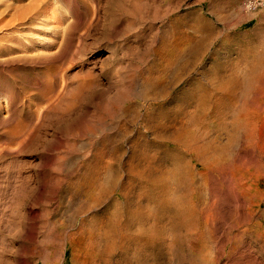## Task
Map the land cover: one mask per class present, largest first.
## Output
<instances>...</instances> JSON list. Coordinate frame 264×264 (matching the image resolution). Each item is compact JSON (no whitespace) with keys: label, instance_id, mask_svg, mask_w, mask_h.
<instances>
[{"label":"rangeland","instance_id":"1","mask_svg":"<svg viewBox=\"0 0 264 264\" xmlns=\"http://www.w3.org/2000/svg\"><path fill=\"white\" fill-rule=\"evenodd\" d=\"M35 1L0 2V264H264V111L245 121L248 126L237 116L245 104L257 101L256 107L264 89V5L246 10L243 0H46L34 14ZM204 31H210L207 38ZM179 100L187 112L175 116ZM193 104L201 112L192 113ZM183 125L194 128L191 145L177 153L166 138ZM221 152V159L213 156ZM143 163L153 164L157 176L162 171L157 182L165 184H139L133 171ZM178 168L191 176L182 178ZM124 190L132 207L123 204ZM136 201L147 231L163 232L137 256L122 239L124 231H140L138 217L128 226Z\"/></svg>","mask_w":264,"mask_h":264},{"label":"bare ground","instance_id":"2","mask_svg":"<svg viewBox=\"0 0 264 264\" xmlns=\"http://www.w3.org/2000/svg\"><path fill=\"white\" fill-rule=\"evenodd\" d=\"M3 1H5V0H3ZM45 1H46V0H36L35 3L32 4V7L30 8V11H33V13L36 14V13L39 11V8L41 7L42 3L45 2ZM0 2H1V0H0ZM9 2H10V0H9ZM50 2H52V0H51ZM4 3H7V2H4ZM10 4H11V3H10ZM51 4H52V3H51ZM53 4H54V3H53ZM4 5H5V4H4ZM4 5H3V6H4ZM5 6H8V4L5 5ZM16 6H17V5H16ZM19 6H21V5L18 4V7H19ZM52 6H53V5H52ZM54 7H55V6H54ZM56 7H57V6H56ZM56 7H55L54 9H56ZM0 8H1V7H0ZM2 8H3V7H2ZM47 8H49V6H47ZM57 8H58V7H57ZM5 9L7 10V8H5ZM52 9H53V8H52ZM54 9H53V10H54ZM2 10H4V8H3ZM2 10H1V12H2ZM4 11H5V10H4ZM30 11H29V12H30ZM44 11H46V10H44ZM48 11H50V8H49ZM56 11H58V10H56ZM60 11H61V10H60ZM62 11H63V10H62ZM22 12H24V11H22ZM53 12H55V11H53ZM44 13H45V12H44ZM57 13H58V12H57ZM57 13H56V14H57ZM65 13H66V11H65ZM68 13H69V12H68ZM70 13H71V12H70ZM45 14H46V13H45ZM50 14H51V13H50ZM58 15H59V14H58ZM58 15H56V16H58ZM60 15H62V14H60ZM60 15H59V16H60ZM44 16H45V15H44ZM47 16H48V15H47ZM59 16H58V17H59ZM51 17H52V16L50 15V18H51ZM63 17H64V15H63ZM11 18H12V17H11ZM48 18H49V17H48ZM52 18H53V17H52ZM60 18H61V16H60ZM60 18H59V19H60ZM65 18H66V17H65ZM65 18H64V19H65ZM41 19H42V17H41ZM55 19H56V18H55ZM55 19H54V20L52 19V20H53V21H56ZM68 19H71V18L68 17ZM44 20H45V19H44ZM44 20H43V21H44ZM65 20H66V19H65ZM71 20H72V19H71ZM67 21H68V20H67ZM58 22H59V21H58ZM68 22H69V21H68ZM70 22H72V21H70ZM44 23H45V21H44ZM48 23H49V21L47 22V26H49ZM61 23H62V24L65 23V24H66V22H61ZM45 24H46V23H45ZM55 24H56V23H55ZM59 24H60V23H59ZM67 24H68V23H67ZM69 24H70V23H69ZM202 25H203V24H202ZM204 25H205V24H204ZM44 26H45V25H44ZM60 26H61V27H64V26H67V25H64V26L60 25ZM69 26H70V25H69ZM50 27H51V26H50ZM58 27H59V26H58ZM8 28H9V27H8ZM203 28H205V27H203ZM58 29H59V28H58ZM63 29H64V28H63ZM207 29H209V28H207ZM207 29H206V30H207ZM51 30H52V29H51ZM55 30H56V29H55ZM202 30H203V29H202ZM206 30H205V31H206ZM60 31H61V30H60ZM63 31H64V30H63ZM74 31H75V30H74ZM205 31L203 32V38H207V37L209 36L208 33H209L210 31H209L208 33L205 32ZM54 32H55V31H54ZM216 32H217V31H216ZM18 33H19V32H18ZM29 33H30V31H29ZM57 33H58V32H57ZM184 33H186V32H184ZM212 33H213V32H212ZM53 35H54V34H53ZM212 35H213V34H212ZM58 36H59V35H58ZM55 37H56V36H55ZM184 37H185V36H184ZM189 37H190V35H189ZM19 38H20V37H19ZM62 38H63V37H62ZM62 38H61V40H63ZM194 38H195V37H194ZM203 38H202V39H203ZM209 38H210V37H209ZM0 40H1V39H0ZM20 40H21V38H20ZM191 40H192V39H191ZM203 40H204V42H205V39H203ZM206 40H207V39H206ZM18 41H19V40H18ZM52 41H53V40H52ZM189 41H190V40H189ZM193 41H194V40H193ZM20 42H21V41H20ZM24 42H25V41L23 40L22 43H24ZM53 42H54V41H53ZM60 42H61V41H60ZM177 42H178V41H177ZM10 43H11V42H10ZM15 43H16V42H15ZM25 43H27V42H25ZM28 43H29V42H28ZM46 43H47V42H46ZM50 43H52V42H50ZM50 43H48V44H50ZM56 43H57V42H56ZM8 44H9V43H8ZM12 44H13V42H12ZM18 44H19V43L17 42V45H18ZM29 44H30V43H29ZM203 44H204V43H203ZM57 45H58V44H57ZM59 45H60V44H59ZM176 45H177V44H176ZM31 46H32V45H31ZM38 46H39V45H38ZM48 46H49V45H48ZM164 46H165V45H164ZM188 46H189V44H188ZM4 47H5V46H4ZM4 47H3V48H4ZM181 47H182V46H181ZM12 48H13V46H12ZM23 48H25V47H23ZM27 48H28V47H27ZM33 48L35 49L34 46H33ZM50 48H51V47H50ZM57 48H58V47H57ZM163 48H164V47H163ZM188 48H189V47H188ZM191 48H192V47H191ZM7 49H8V48H7ZM16 49H17V48H16ZM30 49H31V48H30ZM34 49H33V50H34ZM40 49H41V48H40ZM40 49H38V50H40ZM48 49H49V48H48ZM55 49H56V48H55ZM161 49H162V48H161ZM181 49H182V48H181ZM184 49H185V48H184ZM189 49H190V48H189ZM192 49H193V48H192ZM8 50H9V49H8ZM25 50H26V49H25ZM35 50H37V49H35ZM35 50H34V51H35ZM42 50H44V49H42ZM57 50H58V49H57ZM165 50H166V49H165ZM2 51H3V50H2ZM20 51H21V50H20ZM40 51H41V50H40ZM45 51H46V52L48 51L47 48H46ZM53 51H54V50H53ZM53 51H52V52H53ZM161 51H162V50H161ZM191 51H192V50H191ZM9 52H10V51H9ZM23 52H25V51H23ZM23 52H22V53H23ZM26 52H27V51H26ZM32 52H33V51H32ZM41 52H42V51H41ZM43 52H44V51H43ZM49 52H50V50H49ZM52 52H51V53H52ZM56 52H57V51H56ZM164 52H165V51H164ZM174 52H175V50H174ZM192 52H193V51H192ZM12 53H13V51H12ZM14 53H15V52H14ZM28 53H29V52H28ZM44 53H45V52H44ZM51 53H50V54L48 53V54L51 55ZM171 53H172V52H171ZM178 53H179V52H178ZM183 53H184V51H183ZM8 54H9V53H8ZM33 54H34V53H33ZM46 54H47V53H46ZM53 54H54V53H52V55H53ZM176 54H177V53H176ZM179 54H181V53H179ZM184 54H185V53H184ZM184 54H183V55H184ZM6 55H7V54H6ZM9 55H10V54H9ZM9 55H8V56H9ZM15 55H16V53H15ZM183 55H182V56H183ZM187 55H188V54H187ZM10 56H11V55H10ZM23 56H24V55H23ZM27 56H28V55H27ZM37 56H38V55H37ZM40 56H41V55H40ZM171 56H172V54H171ZM1 57H2V56H1ZM3 57H5V56H3ZM3 57H2V58H3ZM14 57H15V56H14ZM20 57H21V56H20ZM24 57H25V56H24ZM179 57H180V56H179ZM184 57H185V56H184ZM16 58H17V57H16ZM29 58H31V56H30ZM37 58H38V57H37ZM175 58H178V57H175ZM260 58H261V57H260ZM5 59H6V58H5ZM20 59H22V58H20ZM183 59H184V58H183ZM183 59H182V60H183ZM6 60H8V59H6ZM39 60H40V58H39ZM179 60H180V59H178V63H179ZM182 60H181V61H182ZM184 60H185V59H184ZM44 61H45V60H44ZM170 62H171V61H170ZM175 62L177 63V61H175ZM186 62H187V61H185V63H186ZM166 63H167V62H166ZM166 63H165V64H166ZM172 63H173V62H172ZM160 64H161V63H160ZM222 64L224 65L223 62H222ZM222 64H221V67H222ZM163 65H164V64H163ZM168 65H169V64H168ZM180 65H181V64H180ZM198 65H199V64H198ZM216 65H217V64H216ZM225 65H226V63H225ZM225 65H224V66H225ZM169 66H170V65H169ZM162 67H163V66H162ZM162 67H160V69H161ZM172 67H173V66H172ZM180 67H181V66H180ZM184 67H185V66H184ZM205 67H206V66H205ZM205 67H204L203 70H205ZM216 67H217V66H216ZM218 67H219V66H218ZM164 68H165V67H164ZM170 68H171V67H170ZM174 68H175V67H174ZM194 68H195V67H194ZM196 68H197V67H196ZM222 68H223V67H222ZM157 69H158V68H157ZM228 69H229V68H228ZM158 70H159V69H158ZM158 70H157V71H158ZM168 70H169V69H168ZM173 70H175V69H173ZM173 70H172V71H173ZM186 70H188V69H186ZM196 70H197V69H196ZM203 70H202V71H203ZM221 70H222V69H221ZM223 70H225V68H224ZM176 71H177V70H176ZM189 71H190V70H189ZM189 71H188V73H189ZM205 71H206V70H205ZM207 71H208V70H207ZM217 71H218V69H216V72H217ZM219 71H220V70H219ZM219 71H218V72H219ZM162 72H163V71H162ZM184 72H186V71H184ZM198 72H199V71H198ZM216 72H215V75H216ZM220 72H221V71H220ZM220 72H219V73H220ZM230 72H231V71H230ZM149 73H150V72H149ZM168 73H169V72H168ZM192 73H193V72H192ZM219 73H218V74H219ZM221 73H222V72H221ZM224 73H226V71H225ZM227 73H228V71H227ZM159 74H160V73H159ZM164 74H166V73H164ZM183 74H184V73H183ZM185 74H186V73H185ZM190 74H191V73H190ZM202 74H203V73H202ZM204 74H206V73L204 72ZM207 74H208V73H207ZM210 74H211V72H210ZM218 74H217V75H218ZM157 75H158V74H157ZM213 75H214V74H213ZM213 75H212V78L215 77V75H214V76H213ZM147 76H148V74H147ZM158 76H159V75H158ZM181 76H182V77H179V76L177 77V80L175 81V85L178 84V83L183 79V76H184V75L181 74ZM199 76H200V75H199ZM230 76H231V75H230ZM230 76H229L227 79H225V81H228V82L231 81L232 78H231ZM154 77H155V76H154ZM185 77H186V75H185ZM190 77H191V76H190ZM195 77H196V76H195ZM220 77H221V75H220ZM226 77H227V76H226ZM147 78H149V76H148ZM204 78H205V76H204ZM209 78H210V77H209ZM215 78H216V79H215V81H216V80H217V77H215ZM218 78H219V77H218ZM221 78H222V77H221ZM224 78H225V77H224ZM144 79H145V78H144ZM151 79H153V75H152ZM161 79H162V78H161ZM164 79H165V78H164ZM193 79H194V76H193ZM196 79H197V77H196ZM196 79H195V81H196ZM202 79H203V78H202ZM206 79H207V78H206ZM148 80H149V79H148ZM204 80H205V79H204ZM211 80H212V79H211ZM213 80H214V79H213ZM142 81H143V80H142ZM145 81H146V82H144V83H147V79H145ZM150 81H151V80H150ZM152 81H153V80H152ZM152 81H151V83H155V82H152ZM164 81H165V80H164ZM193 81H194V80H193ZM195 81H194V82H195ZM200 81H201V79H200ZM220 81H221V80H220ZM222 81H224V79H223ZM86 82H87V81H86ZM157 82H158V81H157ZM196 82H198V80H197ZM204 82H206V81H204ZM207 82H208V81H207ZM212 82H213V81H212ZM212 82H211V83H212ZM216 82H217V81H216ZM218 82H219V81H218ZM233 82H234V81H233ZM148 83H149V81H148ZM198 83H199V82H198ZM214 83H215V82H214ZM219 83H220V82H219ZM88 84H89V83H88ZM149 84H150V83H149ZM207 84H208V83H207ZM220 84H221V83H220ZM236 84H237V81H236ZM158 85H159V84H158ZM189 85H190V84H189ZM194 85H196V84H194ZM197 85H198V84H197ZM197 85H196V86H197ZM199 85H200V84H199ZM199 85H198V88H199ZM211 85H212V84H211ZM216 85H217V83H216ZM233 85H235V84H233ZM81 86H82V85H81ZM187 86H188V85H187ZM202 86H203V85H202ZM204 86H205V85H204ZM206 86H207V85H206ZM213 86H214V85H212V87H213ZM45 87H46V86H45ZM153 87H154V86H153ZM229 87H230V86H229ZM166 88H167V87H166ZM170 88H172V87H170ZM198 88H196V90H197ZM201 88H203V87L200 86V90H201ZM204 88H205V87H204ZM204 88H203V89H204ZM206 88H207V87H206ZM213 88H215V87H213ZM213 88H211V89H213ZM216 88H217V87H216ZM221 88H222V87H221ZM263 88H264V87H263ZM167 89H168V88H167ZM167 89L165 90V92L167 91ZM208 89H209V88H208ZM224 89H225V88H224ZM235 89H236V88H235ZM156 90H157V89H156ZM186 90H187V89H186ZM189 90H190V89H189ZM198 90H199V89H198ZM209 90H210V89H209ZM229 90H230V88H229ZM229 90H228V91H229ZM158 91H159V89H158ZM158 91H157V92H158ZM183 91H184V90H183ZM191 91H192V90H191ZM193 91H194V89H193ZM202 91H203V90H202ZM214 91H215V90H214ZM233 91H234V90H233ZM167 92H168V91H167ZM167 92H166V94H167ZM205 92H206V90L203 91V94H202V92L200 91V95L202 94L201 96H202L203 98H205L204 101L207 99V95H205L206 97L203 96V95L205 94ZM211 92H212V91H211ZM216 92H217V91H216ZM161 94L163 95V92H161ZM185 94H186V92H185ZM187 94H188V92H187ZM192 94H193V92H192ZM231 94L234 95V92H231ZM156 95H157V94H155V96H156ZM158 95H159V94H158ZM188 95H189V94H188ZM196 95H197V94H196ZM196 95H195V97L191 96V98H192V99H194V98L196 99ZM218 95H219V92H218ZM226 95H228V94H226ZM229 95H230V92H229ZM163 96H164V95H163ZM168 96H169V95H167V97H168ZM198 96H199V94H198ZM201 96H200V97H201ZM209 96H210V95L208 94V97H209ZM165 97H166V96H165ZM165 97H164V98H165ZM202 97H201V99H202ZM216 97H217V96H216ZM220 97H221V96H220ZM232 97H233V96H232ZM162 98H163V97H162ZM181 98H182V97H181ZM187 98H188V97H187ZM191 98H189V99H191ZM156 99H157V98H156ZM179 99H180V98H179ZM183 99H184V98H183ZM183 99H182V100H183ZM189 99H187V100H189ZM192 99H191V101H192ZM195 99L193 100L194 102H195ZM199 99H200V98H199ZM201 99H200V101L198 100V103L200 102V103H199L200 106H201V104H204V103H202L203 101H201ZM208 99H210V98H208ZM208 99L206 100L207 103H208ZM223 99H224V98H223ZM256 99H257V98H256ZM256 99H255V100H256ZM187 100H186V101H187ZM202 100H203V99H202ZM215 100H216V99H215ZM221 100H222V99H221ZM221 100H220V101H221ZM227 100H228V99H227ZM231 100H232V99H231ZM174 101H175V100H174ZM174 101H173V102H174ZM176 101H177V100H176ZM176 101H175V102H176ZM179 101H180V100H179ZM209 101H210V100H209ZM58 102H59V101H58ZM175 102H174V103H175ZM196 102H197V101H196ZM196 102H195V103H196ZM211 102H212V101H210V103H211ZM217 102H218V101H217ZM224 102H225V103H228V102H226V100H225ZM255 102H257V101H254V103H252V104H245V106L243 107V110H241L242 112L240 111V112H241L240 115H237V114H236L237 116H240V117H239V121H240V119H241V122H242V120H244V121H243V122H244L243 124H245V126H248V125H246L245 121H247V123H248V121H250V119H252V117L255 116L256 113H259L260 115L263 113L264 108H261V104H262V102H264V89L262 90V96L259 98L258 105H257L256 107H255V105H256L257 103L255 104ZM190 103H191V102H190ZM190 103H189V104H190ZM207 103H206V104H207ZM230 103H231V102H230ZM232 103H233V102H232ZM172 104H173V103H172ZM177 104H178V105H177L176 108H175V113H176L175 116H177L178 114L181 115V113L183 112V110L186 109V108H185V107H186V106H185L186 102H184V101H180V102H178ZM216 104H217V103H216ZM221 104H222V101H221ZM163 105H165V104H163ZM163 105H162V106H163ZM207 105H208V104H207ZM224 105H225V104H224ZM262 105H263V104H262ZM184 106H185V107H184ZM193 106H194V107H193ZM193 106H191V107L195 108L196 105L193 104ZM198 106H199V105H198ZM200 106H199V107H200ZM211 106L213 107L212 104H211ZM222 106H223V105H222ZM228 106H229V105H228ZM191 107H190V108H191ZM203 107H204V106H203ZM217 107H218V106H217ZM224 107H225V106H224ZM224 107H223V108H224ZM226 107H227V105H226ZM162 108H163V107H162ZM172 108H173V106H172ZM184 108H185V109H184ZM187 108H189V106H188ZM190 108H189V110H190ZM208 108H211V107H208ZM220 108H221V107H220ZM220 108H219V109H220ZM258 108H259V109H258ZM40 109H41V108H40ZM160 109H161V108H160ZM167 109H168V108H167ZM170 109H171V108H170ZM201 109H202V108L200 107V110H201ZM205 109H206V107H205ZM219 109H217V110L219 111ZM229 109H230V107H229ZM261 109H262V110H261ZM186 110H187V109H186ZM186 110L184 111L185 113L187 112ZM191 110H192V113H193L194 110H197V106H196V109H191ZM198 110H199V109H198ZM198 110H197V111H198ZM200 110H199L198 112H201ZM203 110H204V108H203ZM211 110H213V109H211ZM222 110H224V109H222ZM222 110H221V111H222ZM225 110H226V108H225ZM160 111H161V110H160ZM204 111H205V110H204ZM209 111H210V109H209ZM226 111H227V110H226ZM226 111H225V112H226ZM261 112H262V113H261ZM170 113H171V111H170ZM173 113H174V112H173ZM196 113H197V112H196ZM222 113H223V112H222ZM229 113H230V111H229ZM161 114H162V112H161ZM188 114H189V113H188ZM190 114H191V113H190ZM204 114H205V113H204ZM233 114H235V113L233 112ZM164 115H165V113H164ZM196 115H197V114H196ZM200 115H201V113H200ZM207 115H208V114H207ZM218 115H219V114H218ZM226 115H227V114H226ZM226 115H225V116H226ZM229 115H230V114H229ZM236 115H234V116H236ZM198 116H199V115H198ZM202 116H203V115H202ZM220 116H221V115H220ZM223 116H224V115H223ZM237 116H236V117H237ZM168 117H169V116H168ZM170 117H171V116H170ZM194 117H195V116H194ZM205 117H206V116H205ZM205 117H204V118H205ZM207 117H208V116H207ZM207 117H206V119H207ZM210 117H211V116H210ZM210 117H208V119H209ZM215 117H216V116H214L213 118H215ZM218 117H219V116H218ZM218 117H217V118H218ZM226 117H227V116H226ZM230 117H232V116H230ZM262 117H263V116H262ZM161 118H162V116H161ZM173 118H174V117H173ZM178 118H179V117H178ZM185 118H186V117H185ZM188 118H189V117H188ZM195 118H196V117H195ZM233 118H235V117H232L231 120H234V121H235V119H233ZM253 118H254V117H253ZM164 119H165V118L163 117V120H164ZM175 119H177V118H175ZM196 119H198V117H197ZM215 119H216V118H215ZM221 119H223V117H222ZM224 119H225V118H224ZM256 119H257V118H256ZM263 119H264V118H263ZM167 120H168V119H166V121H167ZM170 120H171V118H170ZM177 120H178V119H177ZM213 120H214V119H213ZM216 120H218V119H216ZM225 120H227V119H225ZM236 120H237V119H236ZM164 121H165V120H164ZM195 121H196V120H195ZM207 121H208V120H207ZM209 121H210V119H209ZM221 121H222V120H221ZM256 121H257V120H256ZM258 121H259V120H258ZM174 122H175V121H174ZM178 122H179V120H178ZM201 122H202V121H201ZM201 122H200V123H201ZM203 122H205V120H204ZM222 122H223V121H222ZM232 122H233V121H230V124H232ZM235 122H236V121H235ZM260 122H261V121H260ZM262 122H264V121H262ZM161 123H162V122H161ZM167 123H168V122H167ZM172 123H173V121H172ZM181 123H182V122H181ZM181 123H180V124H181ZM197 123H199V122H197ZM237 123H238V122H237ZM163 124H164V123H162V125H163ZM175 124H176V123H175ZM177 124H178V123H177ZM220 124H221V123H220ZM227 124H228V123H227ZM235 124H236V123H235ZM238 124H239V123H238ZM238 124H236L235 126H237ZM240 124H242V123H240ZM240 124H239V126H241ZM248 124H250V123H248ZM251 124H252V123H251ZM263 124H264V123H263ZM178 125H179V124H178ZM190 125H191V124H190ZM206 125H207V124H206ZM213 125H214V124H213ZM233 125H234V123H233ZM165 126H167V125H165ZM169 126H170V125H169ZM202 126H203V125H202ZM223 126L226 127L225 125H223ZM243 126H244V125H243ZM160 127H161V126H160ZM163 127H164V126H163ZM203 127H205V126H203ZM210 127H211V126H210ZM216 127H217V126H215V128H216ZM221 127H222V126H221ZM230 127H231V126H230ZM241 127H242V126H241ZM259 127H260V126H259ZM262 127H263V126H262ZM262 127H261V129H262ZM169 128H170V127H169ZM172 128H173V127H172ZM199 128H200V127H199ZM208 128H209V127H208ZM217 128H218V127H217ZM249 128H250V127H249ZM161 129H162V128H161ZM193 129H194V128H192L191 126H184V125L181 126V127H178V128L176 129V131L174 130V131H175L174 133H173V131H172L173 136H170V137H167V138H166V142H167V144H168V145H172V146H171L172 150L176 151L177 153H180V152H182V151L188 149V148L190 147V145H191V144H188V138L191 137V135L189 136V134L193 132ZM218 129H221V128H218ZM224 129H225V128H224ZM236 129H238V128H236ZM243 129H245V128H243ZM261 129H260V130H261ZM211 130H212V129H211ZM214 130L217 131L216 129H214ZM214 130H213V132H214ZM231 130H232V128H231ZM256 130H258V129H256ZM166 131L168 132L169 130H166ZM166 131H164V132L166 133ZM207 131H208V130H207ZM219 131H221V130H219ZM235 131H236V130H235ZM241 131H242V130H241ZM203 132H204V131H203ZM229 132H230V131H229ZM238 132H239V131H238ZM243 132L245 133V131H243ZM243 132H241V133H243ZM250 132L252 133L253 131L251 130ZM259 132H260V131H259ZM262 132H263V129H262ZM20 133H21V131H20ZM161 133H162V132H161ZM170 133H171V131H170ZM196 133H197V132H196ZM210 133H211V131H210ZM217 133H218V132H217ZM220 133H221V132H219L218 135H219ZM247 133H248V132H247ZM255 133H256V132H255ZM257 133H258V132H257ZM263 133H264V132H263ZM166 134H167V133H166ZM166 134L163 133V135H166ZM214 134H215V132H214ZM214 134H213V135H214ZM260 134H262V133H260ZM18 135H19V134H18ZM163 135H162V136H163ZM168 135H169V134H168ZM195 135H196V134H195ZM209 135H211V134H209ZM213 135H212V136H213ZM220 135H221V134H220ZM247 135L249 136L250 134H246V136H247ZM13 136H14V135H13ZM193 136H194V135H193ZM193 136H192V137H193ZM244 136H245V135H244ZM159 137H160V136H159ZM208 137H209V136H208ZM220 137H221V136H220ZM251 137H252V136H251ZM202 138H203V137H202ZM206 138H207V137H206ZM209 138H210V137H209ZM211 138H212V137H211ZM214 138H215V137H213L212 139H214ZM216 138H217V137H216ZM228 138H229V136H228ZM238 138H239V137H238ZM255 138H256V135H255ZM190 139H191V138H190ZM192 139H193V138H192ZM220 139H221V138H220ZM246 139H247V137H246ZM210 140H211V139H210ZM227 140H228V139H227ZM229 140H230V139H229ZM253 140H255V139H253ZM207 141H209V140H207ZM232 141H233V140H232ZM250 141H251V140H249L248 142H250ZM256 141H257V142H260V141H258V139H257ZM203 142H204V141H203ZM214 142H215V141H213V143H214ZM216 142H218V141H216ZM216 142H215V143H216ZM223 142L225 143V141H223ZM228 142H229V141H228ZM246 142H247V140H246ZM257 142H253V143L256 144ZM161 143H162V142H161ZM193 143H194V142H193ZM207 143H208V142H207ZM215 143H214V144H215ZM219 143H221L220 140H219ZM199 144H200V143H199ZM217 144H218V143H217ZM217 144H216V146H217ZM226 144H227V143H226ZM260 144H261V142H260ZM168 145H167V146H168ZM208 145H209V144H208ZM224 145H225V144H223V146H224ZM244 145H245V144H244ZM253 145H254V144H253ZM167 146H166V147L164 146V147L166 148V151L169 152V151L167 150V149H168ZM209 146H210V145H209ZM209 146H208V147H209ZM216 146H215V149H216V148L218 149V146H217V147H216ZM219 146H220V145H219ZM223 146H222V147H223ZM226 146H227V145H226ZM228 146H229V145H228ZM228 146H227V148H228ZM164 147H163V148H164ZM220 147H221V146H220ZM222 147H221V148H222ZM163 148H162V149H163ZM171 148H170V149H171ZM200 148H201V146H200ZM202 148H205V147H202ZM212 148H213V146H212ZM212 148H211V149H212ZM224 148H225V147H224ZM252 148H253V147H252ZM170 149H169V150H170ZM195 149H196V148H195ZM206 149H207V148H206ZM206 149H205V150H206ZM217 149H216V150H217ZM219 149H220V148H219ZM222 149H223V148H222ZM254 149H255V148H254ZM202 150H203V149H202ZM202 150H201V151H202ZM145 151L147 152V150H145ZM170 151H171V150H170ZM201 151H200L199 154H201ZM213 151H214V150H213ZM142 152H143V151H142ZM176 152H174L173 154H175ZM188 152H189V150H188ZM190 152H191V151H190ZM196 152L198 153L199 151L196 150ZM196 152H195V153H196ZM210 152H211V151H210ZM219 152H220V151H219ZM242 152H243V151H242ZM262 152H263V151H262ZM147 153L149 154V152H147ZM171 153H172V152H171ZM183 153H184V152H183ZM183 153H182V154H183ZM202 153H204V152H202ZM205 153H206V152H205ZM221 153H222V152H221ZM143 154H144V153H143ZM167 154H168V153H167ZM187 154H188V153H187ZM189 154H190V153H189ZM216 154H219V155H220L219 158L221 159V155H223V153H222V154H220V153H215L213 156L215 157ZM244 154H245V153H244ZM263 154H264V153H263ZM263 154H262V155H263ZM152 155H154L153 152H152ZM152 155H151V158H152ZM155 155H156V154H155ZM171 155H172V154H171ZM171 155L169 154V157H170ZM180 155H181V154H180ZM183 155H185V154H183ZM192 155H193V154H192ZM197 155H198V154H197ZM201 155H202V154H201ZM204 155H205V154H204ZM257 155H259V154H257ZM135 156H136V153H135ZM135 156H134V158H135ZM173 156H174V155H173ZM188 156H189V155H188ZM209 156H210V155H209ZM143 157H144V156H143ZM145 157H147V155H146ZM148 157H150V155H148ZM174 157H175V156H174ZM177 157H178V158H181V156H179V155H178ZM183 157H184V156H183ZM183 157H182V158H183ZM198 157H199V156H198ZM198 157H195V160H196V158H198ZM201 157H202V156H201ZM214 157H211V158H214ZM216 157H218V155H217ZM110 158H111V157H110ZM134 158H133V159H134ZM151 158H150V159H151ZM154 158H155V157H154ZM172 158H173V157H172ZM188 158H189V157H188ZM222 158H223V157H222ZM139 159H140V158H139ZM148 159H149V158H148ZM175 159L177 160V158H175ZM186 159H187V157H186ZM201 159H202V158H201ZM201 159H200V160H201ZM205 159H207V157H206ZM230 159H231V158H230ZM112 160H113V159H112ZM142 160H143V158H142ZM172 160H173V159H172ZM179 160H180V159H179ZM181 160H183V159H181ZM184 160H185V159H184ZM200 160H199L198 162L201 163ZM209 160H210V158H209ZM212 160H213V159H212ZM214 160H215V158H214ZM224 160H225V159H224ZM256 160H257V159H256ZM260 160H261V159H260ZM260 160H259V162H260ZM262 160H263V159H262ZM108 161H111V159L108 160ZM132 161H133V160H132ZM137 161H138V159H137ZM143 161H144V160H143ZM148 161H149V160H148ZM174 161H175V160H174ZM174 161H172V162H174ZM177 161H178V160H177ZM204 161H205V160H204ZM242 161H243V160H242ZM139 162H140V161H138V163H139ZM145 162H146V161H145ZM183 162L185 163L186 161H182V164H183ZM188 162H189V161H188ZM196 162H197V161H196ZM206 162H207V161H206ZM208 162H209V161H208ZM208 162H207V163H208ZM220 162H221V161H220ZM262 162H264V161H262ZM130 163H131V160H130ZM132 163H133V162H132ZM135 163H137V162H135ZM156 163H157V162H156ZM179 163H180V162H179ZM190 163H191V162H190ZM202 163H203V162H202ZM204 163H205V162H204ZM212 163H214V161H212ZM255 163H256V162H255ZM255 163H254V164H255ZM260 163H261V162H260ZM139 164H140V163H139ZM170 164H171V163H170ZM170 164H169V165H170ZM180 164H181V163H180ZM185 164H186V163H185ZM185 164H183V165H185ZM252 164H253V163H252ZM254 164H253V166H255ZM257 164H259V163H257ZM262 164H263V163H261V165H262ZM137 165H138V164H137ZM141 165H142V163H141ZM143 165H144V163H143ZM152 165H153V164H152ZM152 165H151V163H150V164H148V165H144V167H142V168L137 169V171H136V170L133 171V173H136L137 176H139V177L141 178V182H140V180H139V184H140V183H143V182L145 181L146 183H151V184H153V185L156 184V183H157L158 185H160L157 181H161V177H159V176L162 175V171H161V174H160V172H159L160 175L157 176L158 174L156 175L157 172H155V167L152 166ZM162 165H163V164H162ZM259 165H260V164H259ZM129 166H130V165H129ZM133 166H134V165H133ZM135 166H136V165H135ZM135 166H134V167H135ZM179 166H180V165H179ZM185 166H186V165H185ZM187 166H188V165H187ZM190 166H191V165H190ZM192 166H193V165H192ZM192 166H191V167H192ZM203 166H204V165H203ZM206 166H208V165H206ZM206 166H205V167H206ZM156 167H157V166H156ZM166 167H167V166H166ZM176 167H178V166L176 165ZM176 167H175V168H176ZM256 167H257V165H256ZM261 167H262V166H261ZM135 168H136V167H135ZM157 168H158V167H157ZM162 168H164V169H162ZM168 168H169V167H168ZM171 168H172V167H171ZM179 168H180V167H179ZM179 168H178V170H179ZM182 168H184V167H182ZM182 168H181V169H182ZM187 168H188V167H187ZM257 168H258V167H257ZM259 168H260V167H259ZM111 169H112V168H111ZM158 169H159V168H158ZM161 169H162V170H165V165H164V167L161 166ZM206 169H207V168H206ZM167 170H168V169H167ZM169 170H170V169H169ZM182 170H183V169H182ZM182 170H181V171H182ZM186 170H187V169H186ZM189 170H191V169L189 168ZM258 170H260V169H258ZM110 171H111V170H110ZM113 171H114V170H113ZM113 171H112V172H113ZM157 171H158V170H157ZM159 171H160V169H159ZM173 171H175V169H174ZM179 171H180V170H179ZM181 171H180V172H181ZM184 171H185V170H184ZM187 171H188V170H187ZM166 172H167V171H166ZM180 172H178V173H180ZM185 172H186V171H185ZM198 172H199V171H198ZM175 173H177V172L175 171ZM181 173H182V172H181ZM187 173H188V174H187ZM187 173H184V174L182 173V174H183V177H182V178H185V175L187 176V175L191 174L190 171L187 172ZM202 173H204V172H202ZM136 174H135V175H136ZM167 174H168V173H167ZM167 174H165V175H167ZM195 174H196V173H195ZM199 174H201V173H199ZM131 175H132V174H130V176H131ZM165 175L163 176V178L165 177ZM170 175H171V174H170ZM172 175H173V173H172ZM174 175H175V174H174ZM178 175H179V174H178ZM201 175H202V174H201ZM225 175H228V174H225ZM189 176H191V175H189ZM166 177H168V176H166ZM172 177H173V176H172ZM174 177H175V176H174ZM223 177H224V176H223ZM131 178H133V177H131ZM135 178H136V176H135ZM178 178H179V177H178ZM186 178H190V177H186ZM133 179H134V178H133ZM138 179H139V178H138ZM129 180H130V179H129ZM142 180H144V181L142 182ZM131 181H132V179H131ZM164 181H165V179H163V181H162L163 183H162L161 185H164V184H165ZM166 181H167V180H166ZM170 181H171V180H170ZM175 181H176V180H175ZM181 181H182V180H181ZM187 181H189V180H187ZM128 182H129V181H128ZM133 182H135V181H133ZM172 182H173V181H172ZM179 182H180V181H179ZM182 182H184V181H182ZM185 182H186V181H185ZM189 182L191 183V179H190ZM189 182H188V183L186 182L187 185L189 184ZM130 183H131V182H130ZM135 183H136V182H135ZM167 183H169V181H168ZM175 183H178V182H175ZM186 183H184L183 185H185ZM127 184H128V183H127ZM133 184H134V183H133ZM143 184H144V183H143ZM180 184H181V183H180ZM180 184H179V186H180ZM131 185H132V183H131ZM136 185H137V184H136ZM144 185H145V184H144ZM161 185H160V186H161ZM169 185H170V184H169ZM169 185H167V186H169ZM177 185H178V184H177ZM177 185H175V188H176V187H177V188L179 187V186H177ZM192 185H193V183H192ZM192 185H191V186H192ZM194 185H195V184H194ZM138 186H139V185H138ZM138 186H137V187H138ZM145 186H146V185H145ZM156 186H157V185H156ZM160 186H159V187H160ZM165 186H166V185H165ZM188 186H190V185H188ZM191 186H190V187H191ZM230 186H231V185H230ZM131 187H132V186H131ZM153 187H154V186H153ZM171 187H172V186L170 185V190H171ZM180 187H182V186H180ZM180 187H179V188H180ZM140 188H141V187H140ZM166 188H167V187H166ZM166 188H165V189H166ZM168 188H169V187H168ZM168 188H167V189H168ZM172 188H173V187H172ZM182 188H184V189L186 190V189L189 188V187L185 188V186H184V187H182ZM131 189H132V188H131ZM157 189H158V188H157ZM159 189H160V188H159ZM165 189H164V190H163V189H160V190H163V191H161V192H164ZM190 189H191V188H189V191H190ZM126 190H127V189H126ZM128 190H129V189H128ZM170 190H168V191L170 192ZM191 190H192V189H191ZM141 191H142V190H141ZM143 191H144V190H143ZM145 191H146V190H145ZM147 191H148V189H147ZM158 191H159V190H158ZM177 191H178V190H177ZM182 191L184 192L183 189H182ZM187 191H188V190H187ZM166 192H167V191H166ZM173 192H174V190H173ZM139 193H141V192H139ZM157 193H158V192H156V194H157ZM167 193H168V192H167ZM167 193H166V194H167ZM185 193H186V192H185ZM158 194H159V193H158ZM161 194H163V193H161ZM170 194H171V192H170ZM173 194H174V193H173ZM179 194H180V193H179ZM188 194H189V193H188ZM151 195H153V193H152ZM176 195H177V193H176ZM180 195H181V194H180ZM182 195H183V193H182ZM189 195H190V194H189ZM155 196H156V195H155ZM155 196H153V197H155ZM191 196H192V195H191ZM214 196H216V195H214ZM239 196H240V195H239ZM163 197H164V199H166L165 194L163 195ZM177 197H179V196L177 195L175 199L178 200L179 198H177ZM181 197H182V196H181ZM181 197H180V198H181ZM186 197H187V196H186ZM235 197H236V196H235ZM157 198H158V197H157ZM161 198H162V197H161ZM183 198L185 199V194H184V197H183ZM191 198H192V197H191ZM191 198H189V201H190ZM141 199L143 200V198H141ZM141 199H140V200H141ZM155 199H156V197H155ZM162 199H163V198H162ZM181 199H182V198H181ZM181 199H179V201H180ZM184 199H183V200H184ZM187 199H188V198H187ZM122 200H123V204H126V203H127V204L129 205V207H132L131 203H130V202L128 201V199H127V193H126L125 190H124V193H123V199H122ZM140 200H139V201H140ZM157 200H158V199H157ZM159 200H160V199H159ZM167 200H168V199H167ZM167 200H166V201H167ZM152 201H154V200L152 199ZM155 201H156V200H155ZM166 201H163V202L166 203ZM170 201H171V200H170ZM185 201H187V200L185 199ZM185 201H184V202H185ZM189 201H188V202H189ZM115 202H117V201H115ZM118 202H120V201H118ZM136 202H137V201H136ZM140 202H141V201H140ZM140 202H137V203H136V205H137L136 208L131 209V210H128V213H129V215L131 216V217L129 216V217H130V219H129L130 222H129L128 226L131 227L132 223H134L133 220L136 219V218L138 217L139 219L137 220V223H138V224H137V228H138V230H140V231H124L125 233L123 232V235H122V239H124L125 244H127V245L130 246V247H131V246H134V247H133V250H135V252H134L135 255H136V254L138 255V253H139L138 249L145 248V247H143V246H145V245H151L153 242H155L156 239H159V238H161V237L163 236V235H162V233H163L162 231H147L148 226H147V228L145 227V224H146V222H145V217H146V216H144L143 213H142V212H144V211L142 210V209H143V208H142L143 205H142ZM163 202H161V203L163 204ZM184 202H183V203H184ZM188 202H187V203H188ZM191 202H192V200H191ZM191 202H189V204H192V203H193V202H192V203H191ZM157 203H158V202H157ZM168 203H169V201H168ZM170 203H171V202H170ZM183 203H182V204H183ZM154 204H156V202H155ZM159 204H160V203H159ZM159 204H158V205H159ZM162 204H161V205H162ZM173 204H174V203H173ZM189 204H188V206H189ZM114 205H116V203H115ZM117 205H119V203H118ZM156 205H157V204H156ZM161 205H159V207H160ZM162 206H164V204H163ZM165 206H166V204H165ZM165 206H164V207H165ZM185 206H186V205H185ZM169 207H170V206H169ZM182 207H183V206H182ZM191 207L194 208L193 206H191ZM188 208H189V207H188ZM192 208H191V209H192ZM148 209H149V208H148ZM155 209H157V208H155ZM161 209L163 210V208H161ZM161 209H160V210H161ZM182 209H183V208H181V210H182ZM185 210H186V212H187V207H186ZM185 210H183V211L185 212ZM192 210H193V209H192ZM151 211H153V210H151ZM155 211L158 212V210H154V212H155ZM154 212H152V214H153ZM188 212H189V211H188ZM188 212H187V213H188ZM193 212H194V210H193ZM193 212L190 211V214L193 213ZM144 213H145V212H144ZM181 213H183V212H181ZM178 214H179V213H178ZM146 215H148V211H147ZM179 215H180V214H179ZM181 215H183V214H181ZM187 215H188V214H186V216H185V215H184V216H185V217H188ZM154 216H155V213H154ZM184 216H183V217H184ZM192 216H193V215H192ZM161 217H162V216H161ZM166 217H167V216H166ZM180 217H182V216H180ZM193 217H194V216H193ZM193 217H192V218H193ZM153 218L156 219L157 217H153ZM188 218H189V217H188ZM190 218H191V216H190ZM148 219H149V217H148ZM182 219L185 220L184 218H181V220H182ZM151 220H154V219H151ZM156 220H157V219H156ZM156 220H155V223H157ZM186 220H187V219H186ZM188 220L190 221V219H188ZM148 221H149V220H148ZM189 221H187V223H188ZM150 222H151V221H150ZM150 222H149V223H150ZM181 222H183V221H181ZM152 223H153V222H151L150 224H152ZM113 224H114V223H113ZM184 224H185V223H184ZM153 225H154V224H153ZM156 225H157V224L154 225L155 228H156ZM185 225H186V224H185ZM150 227H153V226L151 225ZM149 229H150V228H149ZM151 230H152V229H151ZM172 232H173V231H171L170 235H172ZM112 233H113V232H112ZM116 233H117V231H116ZM166 234H168V231H167ZM166 234H165V235H166ZM105 236H106V235H105ZM105 236H104V237H105ZM119 237H120V239H121V236H117V238H119ZM166 238H167V236H166ZM166 238H165V240H166ZM162 239H163V237H162ZM162 239H161V240H162ZM169 239H170V238H169ZM169 239H168V240H169ZM188 239H189V238H188ZM112 240H113V239H112ZM161 240H160V241H161ZM171 240H172V238H171ZM113 241H114V240H113ZM113 241H112V244H115V241H114V242H113ZM117 241H118V240H117ZM122 241H123V240H122ZM178 241H179V240H178ZM118 242H119V241H118ZM124 242H123V244H124ZM162 242H163V241H162ZM164 242H165V241H164ZM170 242H172V241H170ZM188 242H189V241H188ZM188 242H187V243H188ZM121 243H122V242H121ZM121 243H120V244H121ZM156 243H157V242H156ZM167 243H168V242H167ZM167 243H166V245H167ZM190 243H191V242H189L188 244H190ZM112 244H111V247H112ZM123 244H121V245H123ZM125 244H124V245H125ZM158 244H159V243H158ZM158 244H157V246H158ZM160 244H162V243H160ZM173 244H174V243H173ZM97 245H98V244H97ZM127 245H126V246H127ZM162 245H163V244H162ZM162 245L160 246L159 249H161ZM166 245H164V247H165ZM101 246H102V245H101ZM154 246H155V243H154ZM176 246H177V245H176ZM114 247H115V246H114ZM174 247H175V246H174ZM189 247H190V246H189ZM100 248H101V247H100ZM122 248H125V247L123 246ZM128 248H129V247H128ZM131 248H132V247H131ZM131 248H130V249H131ZM134 248H135V249H134ZM146 248H147V247H146ZM148 248H149V247H148ZM151 248H152V247H151ZM191 248H193V247H191ZM112 249H113V248H112ZM156 249H157V248H156ZM156 249H155V250H156ZM159 249H158V250H159ZM162 249H163V251H164V248H163V247H162ZM166 249H167V248H166ZM193 249H194V248H193ZM127 250H128V249H127ZM142 250H143V249H142ZM146 250H147V249H146ZM146 250H145V251H146ZM151 250H152V249H151ZM176 250H177V249H176ZM176 250H175V251H176ZM199 250H201V249L198 248V251H199ZM202 250H203V249H202ZM123 251H125V250H123ZM128 251H129V250H128ZM140 251H141V250H140ZM145 251H144V252H145ZM154 252H155V251H154ZM173 252H174V251H173ZM125 253H126V252H125ZM125 253H124V254H125ZM128 253H129V252H128ZM128 253H126L125 255H123V256L126 257V259H127L128 255H130V257H132V256H131V253H130V254H128ZM146 253H148V252H146ZM150 253H151V251H150ZM152 253H153V252H152ZM162 253H163V252H162ZM178 253H179V252H178ZM189 253H190V252H189ZM203 253H204V252H202V254H203ZM127 254H128V255H127ZM139 254H141V253H139ZM153 254H154V253H153ZM196 254H197V253H196ZM126 255H127V256H126ZM137 255H136V256H137ZM151 255H152V254H151ZM155 255H156V253H155ZM173 255H174V254H173ZM191 255H192V254H191ZM203 255H204V254H203ZM139 256H140V255H139ZM174 256H175V255H174ZM130 257H129L128 259H130ZM142 257H144V256L142 255ZM145 257H146V256H145ZM147 257H148V256H147ZM149 257H151V256H149ZM134 258H135V257H134ZM201 258H202V257H201ZM123 259H125V258H123ZM136 259H137V257H136ZM141 259H142V258H141ZM144 259H145V258H144ZM152 259H153V256H152ZM157 259H159V258L157 257ZM207 259H208V258H207ZM142 260H143V259H142ZM196 260H197V259H196ZM128 261H129V260H128ZM128 261H127V262H128ZM130 261H131V260H130ZM133 261H134V260H133ZM137 261H139V260H137ZM143 261H144V260H143ZM143 261H140V262H143ZM145 261H146V260H145ZM148 261H149V258H148ZM151 261H152V260H151ZM151 261H150V263H151ZM155 261H157L156 258H155ZM135 263H136V262H135ZM135 263H134V264H135ZM146 263H149V262H146ZM156 263H157V262H156ZM171 263H172V262H171ZM190 263H191V262H190ZM193 263H194V262H193ZM204 263H205V262H204ZM127 264H132V263H127ZM137 264H138V263H137ZM142 264H143V263H142ZM152 264H153V261H152ZM208 264H209V263H208Z\"/></svg>","mask_w":264,"mask_h":264},{"label":"built area","instance_id":"3","mask_svg":"<svg viewBox=\"0 0 264 264\" xmlns=\"http://www.w3.org/2000/svg\"><path fill=\"white\" fill-rule=\"evenodd\" d=\"M243 7L246 10H254L264 5V0H243Z\"/></svg>","mask_w":264,"mask_h":264}]
</instances>
